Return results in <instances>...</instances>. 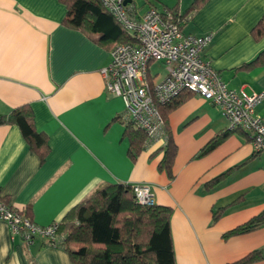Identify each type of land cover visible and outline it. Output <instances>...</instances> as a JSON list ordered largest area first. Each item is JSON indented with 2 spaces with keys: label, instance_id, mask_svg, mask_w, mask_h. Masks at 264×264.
Listing matches in <instances>:
<instances>
[{
  "label": "crops",
  "instance_id": "1",
  "mask_svg": "<svg viewBox=\"0 0 264 264\" xmlns=\"http://www.w3.org/2000/svg\"><path fill=\"white\" fill-rule=\"evenodd\" d=\"M191 1L175 3L184 10ZM65 12L59 0H0V115L27 104L35 128L47 137L41 160L16 124L0 123V197L48 225L99 184L147 183L155 203L171 209L176 264H231L255 251L259 257L246 264H264V218L249 231L223 237L264 214V152L254 153L249 134L235 130L199 155L228 131V122L219 107L189 93L164 113L165 137L145 138L132 160L125 125L116 119L123 100L105 91L100 73L112 45L65 24ZM263 12L264 0H207L183 26L195 35L212 33L202 56L228 88L264 91V60L250 64L264 50V34L255 39L250 33ZM255 112L264 114V98ZM169 139L176 147L171 176L158 167ZM0 264L72 261L40 237L29 245L20 235L11 238L0 220Z\"/></svg>",
  "mask_w": 264,
  "mask_h": 264
},
{
  "label": "trees",
  "instance_id": "2",
  "mask_svg": "<svg viewBox=\"0 0 264 264\" xmlns=\"http://www.w3.org/2000/svg\"><path fill=\"white\" fill-rule=\"evenodd\" d=\"M59 1L66 8L63 22L84 31L95 41L109 43L112 47L116 43L134 41L133 35L114 18L100 0ZM156 1L143 0L142 5L138 6L131 0L137 12L141 6H146V10L158 9ZM206 1L192 0L184 10L179 9L178 2L173 5H164L158 10L163 15H171L172 21L183 30L184 24ZM250 33L255 39L263 36L264 12L251 28ZM263 60L264 50L250 64ZM189 93L191 92H182L159 107L164 118V129L166 110L181 96ZM122 114L116 119L121 120L125 125L123 133L129 140L128 156L134 160L143 148L146 135L141 129L135 127L132 121L125 122ZM0 123L16 124L31 149L37 152L41 160H44L47 153V137L45 133L35 128L33 115L27 104L13 108L6 115H0ZM235 130L228 129L215 135L201 149L199 155L223 140L228 132ZM175 153L176 147L169 139L158 164L159 169L166 170L169 176H171V164ZM25 215L28 216L26 213ZM170 215L169 206L156 203L139 204L135 199L132 184L119 181L105 182L97 185L57 221L58 226L53 239H42L65 249L72 264H176L169 225ZM263 218L264 214L255 216L228 230L223 237L249 231L257 227ZM258 257L259 253L255 251L231 264H246Z\"/></svg>",
  "mask_w": 264,
  "mask_h": 264
},
{
  "label": "built area",
  "instance_id": "3",
  "mask_svg": "<svg viewBox=\"0 0 264 264\" xmlns=\"http://www.w3.org/2000/svg\"><path fill=\"white\" fill-rule=\"evenodd\" d=\"M114 18L133 35L134 41L116 43L110 61L100 69L105 91L124 103L123 120L132 121L146 135V141L165 137L164 118L159 107L182 92L198 94L219 107L229 130L246 131L254 153L264 152V114L255 112L264 91L247 94L228 88L202 53L212 33L195 35L179 28L169 14L149 8L141 15L129 0H100ZM159 62L162 69L151 70ZM164 71V73H162ZM136 201L152 205L155 198L147 183L132 184ZM0 220L11 238L20 235L29 245L34 238L53 239L58 226L54 221L40 225L0 197Z\"/></svg>",
  "mask_w": 264,
  "mask_h": 264
},
{
  "label": "rangeland",
  "instance_id": "4",
  "mask_svg": "<svg viewBox=\"0 0 264 264\" xmlns=\"http://www.w3.org/2000/svg\"><path fill=\"white\" fill-rule=\"evenodd\" d=\"M136 2H140V0H135ZM166 4H174L175 3V1L176 0H163ZM150 68H151V70H153V68L155 69V68H159L160 70L162 69V66H161V64L159 63V62H153V63H151V65H150ZM162 73H164V71H162Z\"/></svg>",
  "mask_w": 264,
  "mask_h": 264
},
{
  "label": "water",
  "instance_id": "5",
  "mask_svg": "<svg viewBox=\"0 0 264 264\" xmlns=\"http://www.w3.org/2000/svg\"><path fill=\"white\" fill-rule=\"evenodd\" d=\"M129 0H125V2H128Z\"/></svg>",
  "mask_w": 264,
  "mask_h": 264
}]
</instances>
